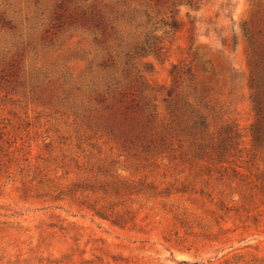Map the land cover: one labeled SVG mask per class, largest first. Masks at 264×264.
<instances>
[{"label":"rangeland","instance_id":"374dc122","mask_svg":"<svg viewBox=\"0 0 264 264\" xmlns=\"http://www.w3.org/2000/svg\"><path fill=\"white\" fill-rule=\"evenodd\" d=\"M0 264H264V0H0Z\"/></svg>","mask_w":264,"mask_h":264}]
</instances>
